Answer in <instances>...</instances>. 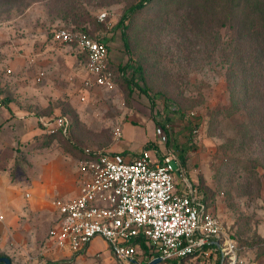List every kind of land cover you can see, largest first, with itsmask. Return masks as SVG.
I'll use <instances>...</instances> for the list:
<instances>
[{"label":"rangeland","instance_id":"rangeland-1","mask_svg":"<svg viewBox=\"0 0 264 264\" xmlns=\"http://www.w3.org/2000/svg\"><path fill=\"white\" fill-rule=\"evenodd\" d=\"M138 1L0 0V256L12 264H118L101 239L74 256L47 252V233L54 202L80 194L86 149L116 151L145 136L154 140L150 154L171 147L204 187L225 237L237 245L235 264H264V83L242 76L231 31L192 5L139 16L130 45L153 107L138 91L129 99L110 54L115 89L107 91L73 48L54 40L64 24L118 39L120 18ZM102 12L106 28L97 23ZM57 115L73 122L70 137L44 129L41 119ZM159 125L170 144L157 136Z\"/></svg>","mask_w":264,"mask_h":264},{"label":"built area","instance_id":"built-area-1","mask_svg":"<svg viewBox=\"0 0 264 264\" xmlns=\"http://www.w3.org/2000/svg\"><path fill=\"white\" fill-rule=\"evenodd\" d=\"M107 16L102 12L97 19L105 22ZM53 37L84 57L82 63L98 87L115 89L105 43L63 25L54 28ZM126 75H131L130 69ZM44 78L40 72L36 80ZM41 123L47 132L68 136L66 116L42 118ZM156 134L168 142L163 125L156 128ZM150 152L143 150L127 158L112 150L86 149L89 159L81 162V170L87 179L77 197L54 202L57 218L47 233L45 250L73 256L101 239L118 264H149L156 259L180 262L190 257L214 263L227 258L235 264L236 243L225 237L222 224L186 175L178 154L171 147L163 154ZM141 238L149 246V256L143 261L139 259Z\"/></svg>","mask_w":264,"mask_h":264},{"label":"trees","instance_id":"trees-1","mask_svg":"<svg viewBox=\"0 0 264 264\" xmlns=\"http://www.w3.org/2000/svg\"><path fill=\"white\" fill-rule=\"evenodd\" d=\"M189 5L199 9L204 18H216L215 20H218L222 27L231 31L232 36H235V57L242 76L249 77L250 74L259 82L264 83V0H139L123 14L117 24L120 34L119 38L122 41L124 53L128 56V62L125 65L119 63L116 67L125 77L124 81L128 88V97L130 100L132 95L138 91L152 102V107L154 106L153 98L148 91L144 67L139 61L133 58L131 51L130 31L133 29L135 22L142 14L146 15L154 11V15H160L162 13H168L173 9L185 8ZM97 23L106 28L104 23L99 21H97ZM63 26L72 30L84 32L94 37L93 31L86 27H70L65 24ZM110 39V35L102 39L97 38V40L105 43L107 46ZM78 58L81 61L82 59L84 60V57L81 55H78ZM128 69L131 70L130 76L126 75ZM244 80L245 89H248L249 81L246 79ZM158 97L163 100L164 104L167 102L169 104V101H167V98L163 94H158ZM177 111L178 113L180 112L179 109H177ZM72 125L73 122H70L69 133L66 137L71 136ZM58 133L62 134L61 132ZM167 144H170V136ZM150 147L151 144H146L145 149L148 150ZM124 153H126V151L121 154L123 155ZM86 159H89V157L83 152L81 160ZM180 165L189 177L190 174L185 161H180ZM194 186L202 193L206 205L211 209L209 196L199 180L194 182ZM139 242L141 245V256L145 260L149 256V246L147 240L144 238H141ZM191 259L193 258H186L180 262L175 260L164 261L160 264H185ZM226 261H228L227 258L224 261L220 259L215 264H224Z\"/></svg>","mask_w":264,"mask_h":264},{"label":"crops","instance_id":"crops-1","mask_svg":"<svg viewBox=\"0 0 264 264\" xmlns=\"http://www.w3.org/2000/svg\"><path fill=\"white\" fill-rule=\"evenodd\" d=\"M117 37H118V39H120L119 36H117ZM118 39L116 37H114V39L110 40L108 42V47H109L110 60L112 62H117L119 64V63H121V60H123L124 55L121 52V50H123V46L122 45L120 46V44L118 43ZM119 53H121V56H120ZM83 66H84V69H85L86 73L88 74V76L93 80V77L87 72L84 64H83ZM152 140L153 139H152L151 136H145L144 139H142V141H140L138 143L134 142V143H131L130 145L124 146V147H121L120 145H118L116 147V152L123 153L124 151H126V153L123 154L124 156H126L127 158L133 157V156L138 155V152L140 153L143 150V146H145L147 143H149L148 141H152ZM85 179H87V177ZM52 213H53V216H52L50 228L55 225L56 218H57V213H56L55 209L53 210ZM47 243H48V241H47ZM92 243H91V245H92ZM91 245L89 246V248L91 247ZM52 251L55 252V253H57L58 255H62V256H72L70 254H65V253H62V252L55 251V250H52Z\"/></svg>","mask_w":264,"mask_h":264},{"label":"water","instance_id":"water-1","mask_svg":"<svg viewBox=\"0 0 264 264\" xmlns=\"http://www.w3.org/2000/svg\"><path fill=\"white\" fill-rule=\"evenodd\" d=\"M161 262V259H156L149 264H160ZM0 264H12V261L8 257H0Z\"/></svg>","mask_w":264,"mask_h":264}]
</instances>
